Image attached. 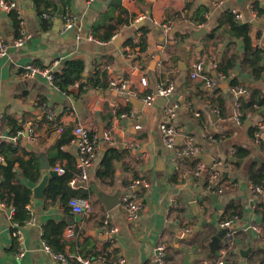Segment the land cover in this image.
<instances>
[{
	"label": "crops",
	"instance_id": "0c3cea01",
	"mask_svg": "<svg viewBox=\"0 0 264 264\" xmlns=\"http://www.w3.org/2000/svg\"><path fill=\"white\" fill-rule=\"evenodd\" d=\"M19 1L25 29L30 34L21 47L13 44L19 35L14 18L0 9L2 34L11 43L9 55L0 57V114L4 115L5 138L9 136L7 119H16L24 126L33 122L38 139L30 141L26 131L18 135V155L29 159L35 152L41 177L42 154L46 155L50 169L60 163L77 175L80 153L72 142L74 128L87 124L101 142L90 168L89 184L79 189H92L91 183L95 181L109 193L118 189L126 193L132 190L130 185L137 176L146 178L149 186L139 189L143 208L134 222L126 218L119 205L107 210L93 189L89 195L93 210L80 214L72 208L67 212L61 199L51 202L46 195L38 197L33 192L30 209L35 223L24 227L22 258L17 255L19 245L13 235L9 208L0 207V264H62L43 246L45 226L53 220L65 222L63 252L77 261L84 257L92 258L94 264H103L97 257L104 256L108 264H155V247L163 242L167 244L168 264H216L224 240L220 222L232 201L240 204L241 214L235 224L233 245L223 257L224 264H264V221L254 211L256 198L249 178L252 165L264 167V132L259 138L254 132L263 115L250 112L246 120L238 123L235 114L239 96L229 83L225 86L227 82H222L210 89L202 77H191L192 63L197 59L205 57L206 71L213 73V57L217 61L231 51L243 50V39L232 35L230 15H235L239 24L249 23L253 43L264 48V16H253L254 4L264 9V0H67L66 6L57 0L63 14L69 11L75 15L74 27L65 32L61 31L65 19L63 15L61 20L57 18L58 9L50 11L53 20L44 19L33 0ZM201 16L206 18L205 23L198 21ZM44 22L48 23L47 28ZM170 22L171 28L166 29L164 25ZM200 29L201 35L193 32ZM74 60L84 64L81 82H88L87 87L82 86L84 91L75 84L70 93L61 91L43 76L24 77L21 73L29 63L48 67L58 62L57 72ZM235 74L264 90V77L255 80L243 68ZM142 77L147 78L146 85L141 84ZM112 81L127 82L128 87L121 91L113 87ZM169 83H174V91L165 102L142 101L159 84ZM132 90L138 91L143 105L132 101ZM76 101L79 103L75 105ZM173 102L182 104L177 124L204 148L203 160L213 163L220 158L224 163H233L236 156L232 151L236 147L243 149L244 158L239 164L234 163L229 172L220 176V183H229L223 194L205 191L203 178H181V172L193 169L192 160L175 158L165 146L160 130L164 107ZM129 106L130 111L120 112ZM47 110L53 112L51 117L55 116V120L47 118ZM196 111L204 117L209 134H215L219 140L204 135L200 116L199 120L194 116ZM110 130L112 139L105 141L102 136ZM63 133L65 137L73 134V138L61 146ZM109 148L117 150L115 178L112 183H100L95 173ZM16 169L18 180L29 182L18 165ZM54 176L49 177L47 184ZM107 211L119 228L112 252H107L111 235L101 222ZM253 224L261 228L260 232L251 228ZM187 227L191 231L187 232ZM206 234L203 244L193 243ZM218 235L216 259L207 257L209 243ZM120 258L125 261L120 263Z\"/></svg>",
	"mask_w": 264,
	"mask_h": 264
},
{
	"label": "built area",
	"instance_id": "2783aa9c",
	"mask_svg": "<svg viewBox=\"0 0 264 264\" xmlns=\"http://www.w3.org/2000/svg\"><path fill=\"white\" fill-rule=\"evenodd\" d=\"M91 1V0H90ZM19 0H0V9L5 13H15L17 17L20 18L19 21V35L13 41V44L17 47H21L24 45L27 40L30 38V34L25 29V22H24V14L20 7ZM253 16L257 17L256 11L253 9ZM43 17L46 19L53 20L54 16L51 15L50 12H44ZM63 18L65 19V23L63 28L61 29L62 32L69 30L74 27L75 23V15L73 12H66L63 14ZM172 23L165 24L166 29L171 28ZM92 38V37H91ZM10 44L2 34V28L0 26V57H5L9 54V47ZM212 61V69L214 70L213 73H208L206 71V58L201 57L192 63L191 67V77L193 79H198L202 77L209 88H216L222 82L229 83L228 76L222 72L216 73L215 70L217 69V61L214 60V57L211 59ZM58 62H55L53 65L48 67H41L34 63L26 64L23 67L22 75L24 77H36V76H43L47 79L48 83L53 87L57 88L54 83L55 77L54 73L56 71L55 66ZM81 81L75 83L76 86H81ZM141 84H147V78H141ZM113 87H117L121 91H125L128 87L127 82H116L112 81ZM234 93L238 96H248L249 90L244 85H237L235 87H231ZM174 91V83H169L168 85L159 84L156 87V90L151 91L150 93L144 95L142 97V101L144 103H152L157 101L159 98H168ZM130 98L139 96L138 91L132 90L130 94ZM182 109V104L179 102L168 103L165 105L163 110L164 120L160 125V130L162 133L163 141L165 146L173 151V154L176 156L175 158H197L196 166L193 169H187L181 172L180 176L183 180H188V178L196 177L197 179L203 178L204 188L205 191L208 193H216L218 195L223 194L225 190L228 188L229 183H220L219 179L220 176L223 177L224 172H229V169L234 167V161L226 162L222 159H217L213 163H208L203 160L205 150L204 148L199 145L196 141V138L193 135H189L185 133V129H183L180 125L177 124V115ZM263 118L257 123L255 136L259 138L261 134L264 132V106H263ZM215 113L218 114L219 111L215 110ZM50 117L53 115V112H50ZM196 120L199 118L200 113L198 111L194 114ZM242 112L240 110V102L237 101L236 104V114L235 119L238 123H242ZM62 127H60V131H62ZM204 135L209 134L208 128L202 129ZM27 132L30 141H36L38 139L36 133V126L33 122H29L26 126L23 125L22 129L16 130L13 136H7L5 138V120L4 115L0 114V143L4 139H12L14 142L17 140V136L23 134V132ZM74 135L75 138L72 142L77 144L79 148V173L72 178L70 181V185L73 189H78L81 186L87 185L90 181V168L93 164V161L97 157V152L100 147L101 139L98 137L97 133L94 132L91 126L87 124L80 123L75 126L74 128ZM209 136L214 139V141L219 140L216 138L214 134H209ZM102 138L105 141H110L112 139L111 130L106 131ZM33 143V142H31ZM234 150L232 154H234ZM3 156L0 154V162L3 160ZM236 164V163H235ZM59 174L65 172V168L62 164H57L54 167ZM149 182L146 178L140 177L133 181L130 185L131 191L123 193L120 201V208L125 213V216L130 221H136L139 217V214L143 208V198L139 194L140 187H148ZM252 192L257 201L264 200V186L260 185H253ZM68 204L71 206L73 212L75 214H80L83 212H90L93 210V201L90 198H81V197H72L69 199ZM0 207H8L10 211V215L13 218L14 214V207L8 206L4 201L0 202ZM27 208L31 211L30 204L27 205ZM31 219L28 221L27 224L35 223V216L31 211ZM239 218L238 214H234L227 218H224L220 222V226L224 230V240L222 246L219 250L220 256L216 261V264H224V255L227 252V249L233 245V237L235 234V224ZM102 225L106 228L108 233L111 235V240L109 241V247L107 252H112L116 241H114V235L118 232L119 228L116 226L111 220L110 211H107L102 217ZM13 235L16 238L19 251L17 253L19 258H22L25 253V246H24V228L20 227L17 222L13 220ZM253 230L260 232L261 228L257 224L251 225ZM187 232L191 231L190 228H185ZM44 249L51 253L56 259L62 262V264H71L70 261L67 259L64 253H55L49 244L43 241ZM98 260L103 262V264H108L106 261V257L98 256ZM82 264H94L93 259L79 257L78 259ZM125 260L123 258L119 259L120 263H123ZM154 263L155 264H168L167 263V244L163 242H159L155 247V256H154ZM209 261L205 262L208 264Z\"/></svg>",
	"mask_w": 264,
	"mask_h": 264
},
{
	"label": "trees",
	"instance_id": "16d2710c",
	"mask_svg": "<svg viewBox=\"0 0 264 264\" xmlns=\"http://www.w3.org/2000/svg\"><path fill=\"white\" fill-rule=\"evenodd\" d=\"M34 4L37 7V10L41 16H43L44 12L55 11L58 9V1L57 0H33ZM63 6L68 4L67 0H59ZM254 9L257 15L264 16V9L260 7L258 3L254 4ZM14 18V22L16 27L19 29V17L15 13H10ZM46 19V18H44ZM200 23H205L206 18L201 16L198 18ZM229 22L232 27V35L237 36L243 39L244 48L243 50H234L225 54L222 58L217 59V69L216 73L222 72L226 74L229 80V86L235 87L237 85H244L249 90L248 96H239L238 101L240 102V110L242 112V121L246 120L248 114L250 112H261L263 115V106H264V90L259 87H254L251 84H247L246 82L240 80V77L235 74L238 68L248 69L250 73L253 75L255 80L263 79L264 77V48L258 45H255L251 38V25L249 23L239 24L235 15H230ZM44 27H48V23L44 22ZM19 33V30H18ZM214 36V34H212ZM227 53V51H225ZM212 74V73H211ZM54 83L57 88L61 91H70V87L78 81H83L84 78V64L80 60L68 61L65 64V67L60 71L54 73ZM95 81V78L93 79ZM90 82V80H89ZM82 86H88V82L85 84L81 83ZM84 88H81V91ZM220 89V88H219ZM214 99H211V101ZM130 111V106L128 108H123L120 112ZM50 111L47 110V118L52 120L56 119L55 116L49 117ZM44 118H46L44 116ZM263 118V117H262ZM199 120V118L197 119ZM9 121V129L7 133L9 136H13L16 130L22 129L23 124L18 123L16 119H7ZM200 125L203 129L207 128V125L204 124V117L200 116ZM7 123V122H6ZM256 130V127L255 129ZM255 132V131H254ZM214 136H216L214 134ZM73 138V134H69L65 137V133H63V138L60 141V145H64L69 143ZM18 147L19 142L15 143L12 139L2 140L0 143V154L4 157L0 162V202L4 201L8 206L14 207L13 220L17 222L20 227H25L28 221L31 219V211L27 208V205L30 204L33 190L26 182H21L17 178V169L18 165L21 171V175L28 179L30 182L38 183L41 179V168L37 155L33 152L32 156L29 159H24L20 155H18ZM115 152L117 150L115 148H109L105 152L104 158L101 161L100 168L96 171L95 177L100 183L110 182L112 183L115 178ZM63 153L60 151L59 156H62ZM234 161L237 165L239 164V160L244 158L243 149L241 147H236L235 152L233 154ZM192 160V164L194 167L197 164L199 159L197 158H189ZM57 163L54 165V167ZM193 167V168H194ZM65 168V167H64ZM76 175L72 172H69L65 169L64 173L57 174L52 177L49 184L46 187V199L55 201L57 199H61L64 201L65 210L67 212L72 211L71 206L68 204V201L72 197H81V198H89L90 193L92 192L91 188L88 189H73L70 185V181ZM141 176H137L134 179L140 178ZM42 178V177H41ZM249 178L253 185L264 186V167H257L256 165H252L249 170ZM18 180V181H17ZM254 211L263 219L264 221V200L257 201L254 207ZM234 214H241L240 204L232 201L227 204L222 219L232 216ZM65 227L64 221H50L44 229V241L49 244L51 249L55 253H64L63 247V236L62 232ZM219 236V235H218ZM207 237L206 235H202L199 238H195L193 241L194 244H203ZM203 247V246H202ZM201 247V248H202ZM65 254V253H64ZM66 256V255H65ZM215 256V255H214ZM214 256L212 257L213 259ZM71 264H79L75 259H71L66 256ZM84 258V257H83ZM92 259V258H88ZM81 264V263H80Z\"/></svg>",
	"mask_w": 264,
	"mask_h": 264
},
{
	"label": "water",
	"instance_id": "95a60500",
	"mask_svg": "<svg viewBox=\"0 0 264 264\" xmlns=\"http://www.w3.org/2000/svg\"><path fill=\"white\" fill-rule=\"evenodd\" d=\"M64 13V10L62 7H60L58 9V13H57V18L59 20H61V17ZM203 30H206L205 28H203ZM202 30V31H203ZM200 30L198 31H193L194 33L198 34V35H201L203 34ZM192 32V33H193ZM225 86H228V83H224ZM132 101L139 106V104L143 105V102L141 101V99L137 98V97H133L131 98ZM165 98H159L157 101L158 102H165ZM79 103L78 101L75 102V105ZM214 117L216 116L215 114L213 115ZM41 167L42 169L44 170L43 171V175H42V179L38 182V183H34V182H27V184L32 188L33 192H34V196H38V197H44L45 196V191H46V187H47V183H48V179L49 177L52 175H57L58 172L54 169H50V165L49 163L47 162V158H46V155L45 154H42L41 155ZM91 187L95 193V195L103 201V203L105 204L107 210H111L113 209L114 207L118 206L120 204V201H121V197H122V189H118L116 190L114 193H109L108 191L102 189L99 185H97V183L95 181H93L91 183ZM254 202H257V200H254ZM24 232H25V229H23ZM251 228L247 229V231L249 233H251ZM220 245V238L219 236H213L210 243H209V246H210V251L207 255V257H210L212 258L217 249H218V246ZM251 249V248H249Z\"/></svg>",
	"mask_w": 264,
	"mask_h": 264
},
{
	"label": "bare ground",
	"instance_id": "6f19581e",
	"mask_svg": "<svg viewBox=\"0 0 264 264\" xmlns=\"http://www.w3.org/2000/svg\"><path fill=\"white\" fill-rule=\"evenodd\" d=\"M20 19V18H19ZM9 55V54H8ZM34 143V142H33ZM98 151H99V149H98ZM98 153V152H97Z\"/></svg>",
	"mask_w": 264,
	"mask_h": 264
},
{
	"label": "rangeland",
	"instance_id": "374dc122",
	"mask_svg": "<svg viewBox=\"0 0 264 264\" xmlns=\"http://www.w3.org/2000/svg\"><path fill=\"white\" fill-rule=\"evenodd\" d=\"M88 184H89V183H88ZM88 184H87V185H88ZM84 186H86V185H84ZM215 254H216V253H215Z\"/></svg>",
	"mask_w": 264,
	"mask_h": 264
}]
</instances>
